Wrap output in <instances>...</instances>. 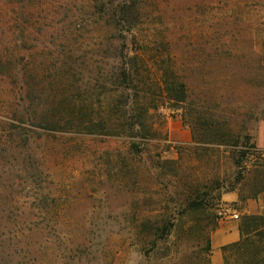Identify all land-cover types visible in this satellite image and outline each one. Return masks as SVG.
I'll use <instances>...</instances> for the list:
<instances>
[{"label":"rangeland","instance_id":"1","mask_svg":"<svg viewBox=\"0 0 264 264\" xmlns=\"http://www.w3.org/2000/svg\"><path fill=\"white\" fill-rule=\"evenodd\" d=\"M259 134L264 0H0V264H212Z\"/></svg>","mask_w":264,"mask_h":264},{"label":"trees","instance_id":"2","mask_svg":"<svg viewBox=\"0 0 264 264\" xmlns=\"http://www.w3.org/2000/svg\"><path fill=\"white\" fill-rule=\"evenodd\" d=\"M96 2H99L100 0H93ZM119 15L123 16V22H127L129 24H134L136 15L133 12H130L128 10V5L126 2L121 4L119 7ZM137 22V20H136ZM30 80V78H29ZM168 81V80H166ZM30 81H24L21 85L22 89L25 91L28 89V87L31 85ZM168 83L166 85L167 92L169 95H172L175 92L176 88H173V82ZM178 86V92L179 96L177 99H183L184 98V84L182 82H176ZM22 100L21 98H19ZM60 117V116H59ZM58 117V118H59ZM73 117V116H72ZM55 120L51 124L47 123L48 128H56L60 126L62 121L65 119L60 117L59 119ZM131 125L135 126L136 124L140 123V120L138 118L137 114H130L128 116ZM14 122H18L15 121ZM26 125L25 120H20V124L13 126L16 128H22ZM22 130H28L25 128H22ZM28 133V132H27ZM25 132V136L27 135ZM206 136H209L211 141L216 143L217 145H223V146H237L239 138L238 136L230 131L228 128L223 127L221 125H210L208 131L205 132ZM255 147V146H251ZM237 164H239V160L236 161ZM261 193H264V188L260 190H255L250 195H244L242 192V200L246 199H254L257 198V196ZM196 203L195 201L191 202V206ZM240 239L237 242L228 244L222 248L223 251V259L224 264H264V211L260 214H249L244 215L242 217V221L240 224ZM208 248L211 247V242L208 241L207 243Z\"/></svg>","mask_w":264,"mask_h":264},{"label":"crops","instance_id":"3","mask_svg":"<svg viewBox=\"0 0 264 264\" xmlns=\"http://www.w3.org/2000/svg\"><path fill=\"white\" fill-rule=\"evenodd\" d=\"M259 149L264 150V139L262 134H259L258 140ZM239 199L238 194H230L224 197L225 203H235ZM264 211V200L261 196L254 199H248L245 203L244 211L247 214H260ZM238 220H224L220 222L219 227L212 236V264H223L222 248L228 244L237 242L240 239Z\"/></svg>","mask_w":264,"mask_h":264},{"label":"built area","instance_id":"4","mask_svg":"<svg viewBox=\"0 0 264 264\" xmlns=\"http://www.w3.org/2000/svg\"><path fill=\"white\" fill-rule=\"evenodd\" d=\"M232 217L233 218H238V214L235 212V213L232 214Z\"/></svg>","mask_w":264,"mask_h":264}]
</instances>
